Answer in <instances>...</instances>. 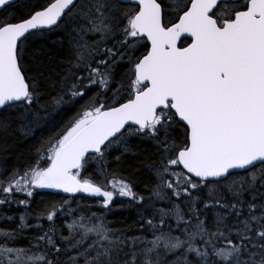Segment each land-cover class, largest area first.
<instances>
[{"label": "snow or ice", "instance_id": "6c2138e0", "mask_svg": "<svg viewBox=\"0 0 264 264\" xmlns=\"http://www.w3.org/2000/svg\"><path fill=\"white\" fill-rule=\"evenodd\" d=\"M25 2L0 0V140L75 111L0 170V208L25 209L0 212L19 221L0 264H264V0ZM134 139L154 157L148 195L109 170ZM39 190L67 198L33 216Z\"/></svg>", "mask_w": 264, "mask_h": 264}, {"label": "trees", "instance_id": "16d2710c", "mask_svg": "<svg viewBox=\"0 0 264 264\" xmlns=\"http://www.w3.org/2000/svg\"><path fill=\"white\" fill-rule=\"evenodd\" d=\"M34 2V0H31ZM28 3L25 0H18L16 4H14L10 9H8V13L11 15L19 16L25 11H27ZM53 36L51 39H55ZM189 42V41H188ZM47 47L50 51H59L58 48L53 49L51 44H48ZM143 51V49H141ZM59 59V57H57ZM119 72L120 69L118 68ZM75 109L65 110L63 113L54 114L51 117V122L46 125L39 126L35 128L33 135L28 138H24L21 133H16L14 136H9L6 141L0 140V170L11 169L13 166L22 167L28 162H32L35 157V146H39L44 140L50 137L54 131L58 130L59 127L62 126L63 122L66 121L74 114ZM134 144H138L139 148L137 149L138 155H130L127 156L122 163L115 164L113 163L110 167V171L116 173L117 178L124 177L136 182L137 187L136 191L140 192L142 195H148L147 192L144 191V185L149 182L151 179L148 168L144 165L152 163L154 157H149V152L147 151L150 148L149 144H141L139 140L134 139ZM7 149L6 151L3 149ZM97 182L101 181L99 178H96ZM111 179V177H109ZM108 190H111L110 188ZM17 199H23V194H16ZM67 198V195L62 193H56L54 190H39V194L35 195L32 198L31 211L33 212V216L35 213L43 211L45 207H47L51 202L59 203L61 200ZM99 197H91L86 198L82 201L83 204L93 205L92 211H98L99 209ZM123 201L126 203V198H118L116 203L114 204L115 211H113L108 219L111 221H115L114 227H122L123 224L121 221H125L127 219L128 223H131V217L134 215L128 209H121L120 203ZM158 206L165 207L167 206L164 203H161ZM72 207H76L75 204ZM23 205H12L11 208H0V212H3L9 216H18L19 213L24 212ZM209 218H211V214L209 213ZM29 224H35L36 220L34 218L29 219ZM68 222H71L70 218ZM17 221L13 224L6 223L0 220V227H15L18 224ZM45 228H47V223L43 222ZM62 227V221L58 222ZM35 233L32 229H27L24 233L25 236H31ZM64 235H67V231H64ZM19 246H26L27 240L22 239L18 242Z\"/></svg>", "mask_w": 264, "mask_h": 264}, {"label": "water", "instance_id": "95a60500", "mask_svg": "<svg viewBox=\"0 0 264 264\" xmlns=\"http://www.w3.org/2000/svg\"><path fill=\"white\" fill-rule=\"evenodd\" d=\"M16 1H18V0H16ZM183 39V38H182ZM189 42H190V40H189ZM63 194V193H62ZM65 195H67V194H65Z\"/></svg>", "mask_w": 264, "mask_h": 264}, {"label": "flooded vegetation", "instance_id": "af4514ba", "mask_svg": "<svg viewBox=\"0 0 264 264\" xmlns=\"http://www.w3.org/2000/svg\"><path fill=\"white\" fill-rule=\"evenodd\" d=\"M17 2V1H16Z\"/></svg>", "mask_w": 264, "mask_h": 264}]
</instances>
